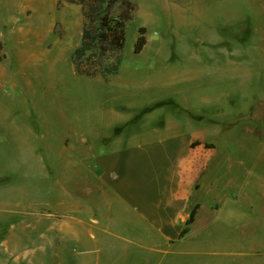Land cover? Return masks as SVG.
Masks as SVG:
<instances>
[{
	"label": "rangeland",
	"instance_id": "374dc122",
	"mask_svg": "<svg viewBox=\"0 0 264 264\" xmlns=\"http://www.w3.org/2000/svg\"><path fill=\"white\" fill-rule=\"evenodd\" d=\"M60 1L0 0V106L34 125L46 161L23 185L32 196L18 197L34 215L0 226V264H264V0H128L137 10L106 80L75 73L82 16ZM173 122L211 145L210 166L219 156L201 200L207 227L173 244L148 226L106 229L132 218L97 186L93 156L155 145Z\"/></svg>",
	"mask_w": 264,
	"mask_h": 264
},
{
	"label": "crops",
	"instance_id": "0c3cea01",
	"mask_svg": "<svg viewBox=\"0 0 264 264\" xmlns=\"http://www.w3.org/2000/svg\"><path fill=\"white\" fill-rule=\"evenodd\" d=\"M8 53L0 41V79L5 76L1 64ZM23 62L26 63L25 59ZM221 116L225 114L218 118ZM207 124L217 125L220 121L209 120ZM180 127L179 123L173 122L161 130L163 134L155 145L143 143L140 146L128 142L125 146L115 142L93 156L99 170L97 186L120 195L132 218L107 223L106 229L148 226L159 230L173 244L207 227L209 211L205 210L201 200L206 189L209 190V173L219 166V156L210 166L209 151L212 148L204 147L209 143L202 140L200 145L191 147L190 137L180 136ZM34 131V125L19 128L12 113L0 106V226L34 215L28 207L21 211L18 203L19 195L29 197L33 194V186L30 191L23 185L34 178V164H41V170H44L46 162L40 153L36 155ZM195 207L194 220L188 232L180 237L181 229ZM80 208V203L75 201L73 209L80 211ZM105 232L111 234L109 230ZM76 233L74 228L73 234Z\"/></svg>",
	"mask_w": 264,
	"mask_h": 264
},
{
	"label": "trees",
	"instance_id": "16d2710c",
	"mask_svg": "<svg viewBox=\"0 0 264 264\" xmlns=\"http://www.w3.org/2000/svg\"><path fill=\"white\" fill-rule=\"evenodd\" d=\"M62 1L79 6L82 16L80 42L71 55L75 73L104 80L117 75L125 45L126 25L134 16L136 5L128 0H61L60 3ZM145 32L143 27L138 29L135 54L140 53L146 44ZM196 145L200 143H193L191 147ZM204 147L212 148L209 144H204ZM196 209L190 211L180 237L188 232Z\"/></svg>",
	"mask_w": 264,
	"mask_h": 264
}]
</instances>
